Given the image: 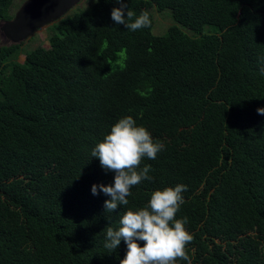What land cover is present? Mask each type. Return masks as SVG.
<instances>
[{"label":"trees","instance_id":"1","mask_svg":"<svg viewBox=\"0 0 264 264\" xmlns=\"http://www.w3.org/2000/svg\"><path fill=\"white\" fill-rule=\"evenodd\" d=\"M126 2L151 26L116 25V0H96L23 62L21 43L0 47V264H120L127 245L105 248L104 229L178 184L191 264H264V0ZM14 3L0 0V21ZM153 8L171 12L165 34ZM129 115L165 149L107 212L91 189L115 173L91 152Z\"/></svg>","mask_w":264,"mask_h":264},{"label":"clouds","instance_id":"2","mask_svg":"<svg viewBox=\"0 0 264 264\" xmlns=\"http://www.w3.org/2000/svg\"><path fill=\"white\" fill-rule=\"evenodd\" d=\"M116 3L119 7H114L111 12L116 25H125L131 31L151 26L147 10L133 20L135 13L129 10L126 0H116ZM261 71L264 72V68ZM257 112L264 115V108H258ZM164 149L165 145L154 141L150 131L144 126H138L130 115L119 119L111 127L110 132L91 152L92 158H99L106 171L115 173L113 184L93 185L91 189L93 195H99L102 191L110 197L104 204L107 212L127 206L132 187L153 179L149 175L151 166L141 168L140 165L145 157L154 160ZM185 191L187 186L184 184L154 191L145 207L124 213L118 229H104V247L114 250L120 246L121 241L126 243L127 253L120 264H176L177 258L191 264L186 251V245L193 241V236L185 227L188 218H176L185 202ZM141 242H144L143 246Z\"/></svg>","mask_w":264,"mask_h":264},{"label":"water","instance_id":"3","mask_svg":"<svg viewBox=\"0 0 264 264\" xmlns=\"http://www.w3.org/2000/svg\"><path fill=\"white\" fill-rule=\"evenodd\" d=\"M81 0H25L10 20L3 21L1 32L11 44L29 38L36 30L57 21Z\"/></svg>","mask_w":264,"mask_h":264},{"label":"rangeland","instance_id":"4","mask_svg":"<svg viewBox=\"0 0 264 264\" xmlns=\"http://www.w3.org/2000/svg\"><path fill=\"white\" fill-rule=\"evenodd\" d=\"M25 0H15V3L12 8L13 15L16 13V11L19 9V7L22 5V3ZM96 0H81L75 7H73L70 11H68L66 14H72L75 10L78 9V7H85L90 6L94 4ZM152 14L154 15V28L153 32L158 35L165 34L168 30V27L173 24V18L171 15V12L169 9H166L162 12L157 11L155 8L152 10ZM3 21H0V27ZM50 25V24H49ZM49 25H46L38 30H36L29 38L21 42V49L23 53L19 56V60L23 62L25 60L24 52L26 50L35 48L37 46H44L49 47L48 42V34H49ZM11 43L5 38V36L2 34L0 29V47L3 45H10ZM115 63L113 67L116 65Z\"/></svg>","mask_w":264,"mask_h":264}]
</instances>
